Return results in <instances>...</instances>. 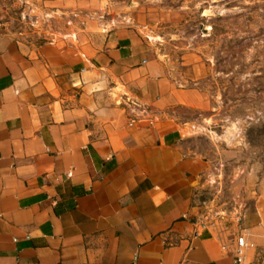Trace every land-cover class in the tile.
<instances>
[{"label": "crops", "instance_id": "crops-1", "mask_svg": "<svg viewBox=\"0 0 264 264\" xmlns=\"http://www.w3.org/2000/svg\"><path fill=\"white\" fill-rule=\"evenodd\" d=\"M153 1H112L99 20L101 2L52 0L75 27L0 36V264H233L201 220L205 165L171 114L202 96L121 19ZM243 226L249 264H264L262 197Z\"/></svg>", "mask_w": 264, "mask_h": 264}, {"label": "rangeland", "instance_id": "rangeland-1", "mask_svg": "<svg viewBox=\"0 0 264 264\" xmlns=\"http://www.w3.org/2000/svg\"><path fill=\"white\" fill-rule=\"evenodd\" d=\"M93 1L105 11L115 0ZM55 5L52 0H0V36H45L63 23L75 27L68 20L77 17L55 13ZM125 5L121 13L128 17L121 19L157 39L171 75L202 96L199 106L171 111L184 126L185 150L205 165L196 195L201 220L209 224L236 210L246 216L259 197L264 199V0ZM109 16L119 15L112 10ZM37 17L40 23L33 25Z\"/></svg>", "mask_w": 264, "mask_h": 264}, {"label": "built area", "instance_id": "built-area-1", "mask_svg": "<svg viewBox=\"0 0 264 264\" xmlns=\"http://www.w3.org/2000/svg\"><path fill=\"white\" fill-rule=\"evenodd\" d=\"M107 15L106 10L104 12L97 11L88 14L90 18L99 20H106ZM73 16L78 17V13H73ZM72 22L73 18H70L68 24ZM39 23V17L32 21L33 25ZM110 23L114 25L115 21L111 19ZM220 218L209 224H204L214 228L222 251L232 257L233 264H249L248 253L250 249L255 247V244L248 238L245 227L243 226L245 213L242 210H236L230 214H222Z\"/></svg>", "mask_w": 264, "mask_h": 264}, {"label": "water", "instance_id": "water-1", "mask_svg": "<svg viewBox=\"0 0 264 264\" xmlns=\"http://www.w3.org/2000/svg\"><path fill=\"white\" fill-rule=\"evenodd\" d=\"M207 30V29H206Z\"/></svg>", "mask_w": 264, "mask_h": 264}]
</instances>
